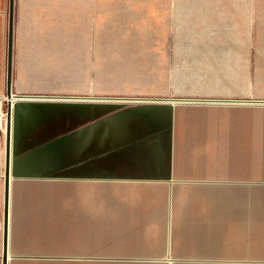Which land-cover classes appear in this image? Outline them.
<instances>
[{
  "label": "crops",
  "instance_id": "1",
  "mask_svg": "<svg viewBox=\"0 0 264 264\" xmlns=\"http://www.w3.org/2000/svg\"><path fill=\"white\" fill-rule=\"evenodd\" d=\"M27 1L22 12V39L18 40L16 73L21 83H14L13 70V92L81 99L18 101L14 106L9 264H40L35 261L63 256L55 254L56 249L44 252L40 248V242L56 238L42 232L52 214L43 208L49 202L47 197L44 200L38 195L58 189L44 184L58 177H64L65 183L88 178L131 182L124 193L129 196L106 197L103 203L119 213L118 220L111 223L112 239L119 247L110 255L100 254L103 259L97 264H249L220 263L223 258H257L260 263L256 264H264V105L216 104L208 98L105 97L130 94L131 84L120 78L122 83L115 85L116 78L109 70L97 73L98 97L83 96L89 90L83 72L71 78L64 95L39 93L40 81L46 76L37 70V56L25 36L26 27H30L26 18L37 12L30 8L33 0ZM186 7L177 5L179 11ZM8 16L9 0H0V32ZM165 43L160 51L161 68L167 63ZM170 104L209 108H170ZM215 106L240 108H210ZM43 164L60 166L63 174L37 172L35 167ZM250 176L256 183H249ZM4 179L5 159L0 162L1 264ZM139 183L150 188L138 189ZM141 206L147 210L141 211ZM80 220L83 231L64 233L65 249L72 247L70 242H80L72 254H64L73 258L71 262L88 256L86 244L95 239L89 233L86 211L80 212ZM149 224L161 231L145 233L144 226ZM149 241L157 244L147 247ZM111 257L126 259H105Z\"/></svg>",
  "mask_w": 264,
  "mask_h": 264
},
{
  "label": "rangeland",
  "instance_id": "2",
  "mask_svg": "<svg viewBox=\"0 0 264 264\" xmlns=\"http://www.w3.org/2000/svg\"><path fill=\"white\" fill-rule=\"evenodd\" d=\"M29 3L34 4L30 8L37 12L34 17L26 18L30 27H26L29 31L25 36L37 56V70L46 76L40 81L39 93L64 95L71 78L83 72L87 75L84 81L89 85L83 96L98 97L97 73L109 70L116 78L115 85L122 83L121 79L131 84L130 94L105 97L264 101V0H33ZM178 4L187 7L179 11ZM27 5V0H16L15 84L21 83L16 73L18 40L22 39V12ZM208 5L211 7L205 8ZM8 19L9 16L0 32V86L3 84L0 108L6 114L9 103L2 101L1 96L6 94ZM164 43L168 51L167 63L161 68L160 51ZM169 106L209 108L204 105ZM249 108L257 107L250 105ZM6 125L7 117L4 129L0 126L1 164L5 159ZM35 168L43 174H63L60 166L43 164ZM54 179L56 181L44 184L59 188L50 193L39 192L38 196L44 200L47 197L49 202L43 204V208L52 214L49 226L42 232L56 240H44L40 242V248L44 252L56 249L58 253L55 254L63 256L47 257L46 261L35 263L97 264V260L103 259L98 257L100 254L110 255L119 247V242L112 239L111 230V223L118 220L119 213L113 207H104L103 203L106 197L113 200L129 196L124 193L131 182L113 183L88 178L84 182L65 183L64 177ZM224 180L218 178V181ZM248 181L256 183V178L250 176ZM141 184L138 189L150 188ZM140 209L147 210L143 206ZM82 211L88 214L89 233L95 239L86 244H89L85 248L88 256L71 262L73 258L64 254H72L75 244L80 242H70L72 247L65 249L64 233L83 231ZM130 220L134 223L136 219ZM144 228L147 234L161 231L155 224ZM155 243L157 241H149L145 245L152 247ZM105 259L119 261L126 257ZM235 259L218 261L260 263L257 258Z\"/></svg>",
  "mask_w": 264,
  "mask_h": 264
},
{
  "label": "water",
  "instance_id": "3",
  "mask_svg": "<svg viewBox=\"0 0 264 264\" xmlns=\"http://www.w3.org/2000/svg\"><path fill=\"white\" fill-rule=\"evenodd\" d=\"M16 33V0H9V19H8V44H7V81H6V93L9 97H15L18 101H32V100H78L81 98H67V97H30L19 96L13 92V70H14V44ZM109 101H115L116 99L105 98ZM102 100V99H97ZM96 100V101H97ZM216 104L228 103L236 105L239 103L244 104H264V101H240V100H214ZM11 110L12 104L9 103L8 109V131L6 135V162H5V194H4V221H3V237H4V250L2 256V264H9L10 261V198H11V185L13 180L12 172V160L11 158Z\"/></svg>",
  "mask_w": 264,
  "mask_h": 264
},
{
  "label": "bare ground",
  "instance_id": "4",
  "mask_svg": "<svg viewBox=\"0 0 264 264\" xmlns=\"http://www.w3.org/2000/svg\"><path fill=\"white\" fill-rule=\"evenodd\" d=\"M1 100L4 101V102H8V103L12 104V110H11V113H10L11 114V128H12L13 109H14V106H15L16 102H18V99H16L15 97H9L7 95V93H6V94L1 96ZM1 115H2V111H1V108H0V118H1ZM5 120H6V117H5L4 121ZM0 126H2V128L4 129V122H3L2 125H1V122H0ZM6 126H7L6 127V133L4 132L5 136L7 135V131H8V113H7V125ZM11 139H12V129H11ZM11 158H12V143H11ZM5 162H6V149H5ZM10 204H11V198H10Z\"/></svg>",
  "mask_w": 264,
  "mask_h": 264
},
{
  "label": "built area",
  "instance_id": "5",
  "mask_svg": "<svg viewBox=\"0 0 264 264\" xmlns=\"http://www.w3.org/2000/svg\"><path fill=\"white\" fill-rule=\"evenodd\" d=\"M1 111H2V115H1V118H0V122H1V125H2L3 122H4L5 117H7V114L2 109H1Z\"/></svg>",
  "mask_w": 264,
  "mask_h": 264
}]
</instances>
